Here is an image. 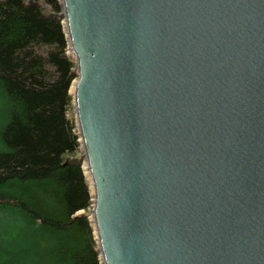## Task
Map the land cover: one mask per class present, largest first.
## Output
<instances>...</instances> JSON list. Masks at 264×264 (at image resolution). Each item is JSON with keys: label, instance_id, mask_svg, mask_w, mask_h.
<instances>
[{"label": "water", "instance_id": "95a60500", "mask_svg": "<svg viewBox=\"0 0 264 264\" xmlns=\"http://www.w3.org/2000/svg\"><path fill=\"white\" fill-rule=\"evenodd\" d=\"M59 1L103 263L264 264V0Z\"/></svg>", "mask_w": 264, "mask_h": 264}, {"label": "trees", "instance_id": "16d2710c", "mask_svg": "<svg viewBox=\"0 0 264 264\" xmlns=\"http://www.w3.org/2000/svg\"><path fill=\"white\" fill-rule=\"evenodd\" d=\"M59 0H0V264H104Z\"/></svg>", "mask_w": 264, "mask_h": 264}, {"label": "rangeland", "instance_id": "374dc122", "mask_svg": "<svg viewBox=\"0 0 264 264\" xmlns=\"http://www.w3.org/2000/svg\"><path fill=\"white\" fill-rule=\"evenodd\" d=\"M75 79H76V78H75ZM75 79H73V81H72L71 88H70L71 91H74V88H75V85H74V83H75ZM71 111H73V112L75 113L74 105H73V108H72ZM74 118H75V114H74ZM80 147H81V146H80ZM80 153L82 154V150H81ZM83 162H84V161H83ZM82 164H83V163H82ZM84 170L86 171V169H85V165H84ZM85 173H86V172H85ZM86 176H87L88 182L91 183V180L89 179L87 173H86ZM89 186H90V188H91V190H92V185L90 184ZM92 208H93V203L90 205L89 209L87 210V212H88V213H87L88 217H91L90 212L92 211Z\"/></svg>", "mask_w": 264, "mask_h": 264}, {"label": "bare ground", "instance_id": "6f19581e", "mask_svg": "<svg viewBox=\"0 0 264 264\" xmlns=\"http://www.w3.org/2000/svg\"><path fill=\"white\" fill-rule=\"evenodd\" d=\"M75 89V88H74ZM85 165V169H86V173L88 174V177H89V179L91 180V183H92V177H91V174H90V172H89V169L87 168V166H86V164H84ZM92 189H93V186H92Z\"/></svg>", "mask_w": 264, "mask_h": 264}]
</instances>
